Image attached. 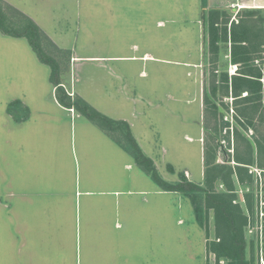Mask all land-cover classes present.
Instances as JSON below:
<instances>
[{"label":"rangeland","instance_id":"rangeland-1","mask_svg":"<svg viewBox=\"0 0 264 264\" xmlns=\"http://www.w3.org/2000/svg\"><path fill=\"white\" fill-rule=\"evenodd\" d=\"M6 6L10 18L22 21V16ZM61 6V13L67 9L66 19L56 23L55 30L62 49L41 30L44 51L60 63L61 85L71 97L81 96L112 117L134 121L135 134L147 155L156 159L155 167L163 179L176 183L179 173L184 172L192 182L203 184L205 146L217 162L226 163L231 158L234 165L235 148L244 152L249 140L257 158V140L264 139V97L256 101L259 109L249 105L245 116L240 109L246 105L223 93L222 74H235L237 65L230 63L229 42L221 44L220 56L210 53L207 24L203 22V12L209 9L202 0H63ZM246 10L227 12L236 21ZM255 10L257 20L264 18V9ZM21 54L20 71H31L34 66ZM148 55L151 58H145ZM256 56L252 64L263 69L264 51ZM39 61L36 57V68L43 69L46 77L51 75V67ZM7 63L2 67L8 69L14 59ZM45 83L49 85V80ZM50 83L52 89L54 84ZM214 84L219 87L215 97L211 94ZM206 93L218 106L217 119L204 105ZM237 133L243 137L238 138ZM248 169L252 179L236 181L234 202L248 215V264H264V169L256 164ZM213 187L216 192L226 190L220 180ZM161 198L162 264L228 263L227 259L217 262L213 253H208L205 262V231L196 221L188 197L164 191ZM209 223L211 241L215 239L213 211Z\"/></svg>","mask_w":264,"mask_h":264},{"label":"crops","instance_id":"crops-1","mask_svg":"<svg viewBox=\"0 0 264 264\" xmlns=\"http://www.w3.org/2000/svg\"><path fill=\"white\" fill-rule=\"evenodd\" d=\"M0 2L62 49L55 29L66 19L63 0ZM207 8L260 10L264 0H208ZM20 52L31 71H20ZM36 57L26 38L0 30V264H162L163 188L130 151L57 100ZM98 110L128 122L147 155L134 121ZM204 242L206 262V234Z\"/></svg>","mask_w":264,"mask_h":264},{"label":"trees","instance_id":"trees-1","mask_svg":"<svg viewBox=\"0 0 264 264\" xmlns=\"http://www.w3.org/2000/svg\"><path fill=\"white\" fill-rule=\"evenodd\" d=\"M203 6H208V0H202ZM255 9L246 10L245 15L238 20H231L230 14L223 9H209L203 12V22L207 24L209 51L216 57L220 56L221 44L230 43V63L237 65V72L231 76L227 72L222 74L223 93L230 94L238 100V104L246 105L240 109L241 114L247 116L249 105L259 109V101L264 97V66L263 69L254 66L252 62L258 58L256 55L264 47V18H255ZM259 11V10H258ZM17 12V11H16ZM22 16L20 21H14L7 15L4 5L0 2V30L5 35L26 38L38 59L51 67L50 80L56 87L57 100L67 108L75 109L89 121L97 125L112 139L119 143L125 150L130 151L136 163L142 167L160 185L164 191L180 192L188 197L194 207L196 221L204 229L207 238L208 253L216 256L217 262L227 259V264H248L246 259L245 228L248 225V215L243 211L236 200V181L244 183L251 181L252 175L248 167L256 164L264 169V139L257 140V158L253 156L252 143L246 140L244 152L235 148V164L228 158L226 163H219L214 158L212 151L205 146V171L204 183L198 184L189 180L184 172L179 173V181L171 183L162 178L151 158L144 154L134 138L130 124L124 120L113 119L100 112L81 96L71 97L66 92L60 80L61 67L59 61L48 55L42 45V32L39 26L30 18ZM22 24L20 27H12L11 24ZM216 71V70H215ZM215 73V72H214ZM215 76V74H214ZM219 87L214 84L211 94L215 97ZM243 93H247L243 96ZM260 99V100H259ZM253 103V104H252ZM21 102L14 101L8 107L13 113ZM204 105L208 112L217 119L218 106L211 96L206 93ZM263 118V114H262ZM238 138L243 137L237 133ZM245 141V140H244ZM169 171L175 173L172 166ZM217 180L224 183L226 190L216 192L214 185ZM252 210L249 200L248 211ZM213 211L215 219V239L210 241V214Z\"/></svg>","mask_w":264,"mask_h":264},{"label":"bare ground","instance_id":"bare-ground-1","mask_svg":"<svg viewBox=\"0 0 264 264\" xmlns=\"http://www.w3.org/2000/svg\"><path fill=\"white\" fill-rule=\"evenodd\" d=\"M146 58V57H145ZM147 58H149V57H147Z\"/></svg>","mask_w":264,"mask_h":264}]
</instances>
